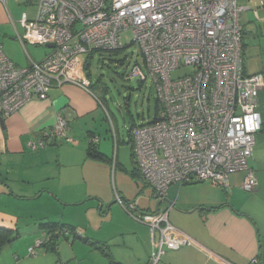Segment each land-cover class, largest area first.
I'll use <instances>...</instances> for the list:
<instances>
[{"label": "built area", "instance_id": "built-area-1", "mask_svg": "<svg viewBox=\"0 0 264 264\" xmlns=\"http://www.w3.org/2000/svg\"><path fill=\"white\" fill-rule=\"evenodd\" d=\"M242 10L238 0H35L33 18L22 16L23 33L15 39L23 49L25 44L53 48H46L41 61L28 57L22 68L0 47V117L34 97L46 99L52 87L70 84L88 91V56L121 50V35L129 31V45L142 62H134L127 79L148 82L157 103L155 119L130 132L133 162L153 198L162 201L171 185L190 182L224 189L228 176L240 171L242 189L254 192L257 180L248 161L262 124L254 112L264 76L242 71ZM183 67L191 72L173 79L171 73ZM66 130L59 118L32 149L66 139ZM116 201L156 236L147 264L193 243L169 223L168 209L147 214L145 221L118 196ZM40 244L37 240L28 255Z\"/></svg>", "mask_w": 264, "mask_h": 264}, {"label": "crops", "instance_id": "crops-1", "mask_svg": "<svg viewBox=\"0 0 264 264\" xmlns=\"http://www.w3.org/2000/svg\"><path fill=\"white\" fill-rule=\"evenodd\" d=\"M34 13L35 0H0L1 51L17 67H26L28 57L38 62L47 55L32 58L26 47L40 46L23 49L15 39L23 33L22 16L31 19ZM253 15L259 19L256 11ZM101 109L92 90L65 84L0 117V228L18 235L0 245V264H147L156 236L132 219L116 196L145 221L147 214L168 209L169 223L192 240L166 251L158 264H264V119L248 161L257 180L254 192L242 189L240 171L228 176L224 189L198 182L171 185L157 201L136 172L131 138L130 162L118 141L113 160L108 157L110 144L96 130ZM59 118L67 122L65 138L71 142L32 149ZM92 138L101 159L88 155ZM43 223L74 228L87 241L61 238L55 251L42 246L29 256L37 240L47 239L39 228Z\"/></svg>", "mask_w": 264, "mask_h": 264}, {"label": "rangeland", "instance_id": "rangeland-1", "mask_svg": "<svg viewBox=\"0 0 264 264\" xmlns=\"http://www.w3.org/2000/svg\"><path fill=\"white\" fill-rule=\"evenodd\" d=\"M238 5L249 8L248 11L240 13L243 42L246 45L242 56V71L244 75L256 72L264 75V0H238ZM254 11L258 13V20L253 15ZM131 37L129 31L121 35L122 49L117 52H93L86 68L92 83L91 90L101 102V119L96 130L103 136L102 142H109L107 146L110 144L111 153L108 157L113 160L118 141V146L125 151L121 150L128 162L130 130L151 123L156 117L154 89L148 82L140 83L135 79H127L134 62H142L140 56H136L135 47L129 45ZM26 48L32 58L37 54L48 53L44 47ZM190 72V67H183L172 72L171 77L180 78ZM254 113L258 114L261 120L264 119V89L258 94ZM112 128L115 130V137Z\"/></svg>", "mask_w": 264, "mask_h": 264}, {"label": "trees", "instance_id": "trees-1", "mask_svg": "<svg viewBox=\"0 0 264 264\" xmlns=\"http://www.w3.org/2000/svg\"><path fill=\"white\" fill-rule=\"evenodd\" d=\"M243 48H244V43H243ZM115 52H117V51H115ZM92 54H90L88 56V58L86 59V68H87L88 61L90 60ZM87 77L89 78V74L88 73H87ZM91 87H92V83L89 86V90H91ZM156 110H157V103H156ZM95 143L96 142H93L91 140V142L89 144V147H88V150H87L88 155L91 158H93V159H101V158H103V156L97 151ZM131 158H132V154H131ZM132 160H133V158H132ZM136 172L140 176L137 168H136ZM140 178H141V176H140ZM39 228L41 230L45 231L47 239H41V244L39 245L38 248H40L42 246H45V247H48L50 250L55 251L56 250V244H57L58 240L61 239V238L67 239L68 237H71V238H74V239L83 240V239H81L80 233L77 230H75L74 228L65 226V225H58V224H52V223H43V224H40ZM17 238H18V235L14 234L12 231L4 229V228H0V245L1 246L4 245V244L12 243ZM83 241H87V240H83ZM90 244L92 246H96L97 249L102 247L100 244H97V243H90ZM98 246H101V247H98ZM35 254H36V249H35Z\"/></svg>", "mask_w": 264, "mask_h": 264}, {"label": "water", "instance_id": "water-1", "mask_svg": "<svg viewBox=\"0 0 264 264\" xmlns=\"http://www.w3.org/2000/svg\"><path fill=\"white\" fill-rule=\"evenodd\" d=\"M46 48H48V49L53 48V45H47ZM1 121H2V119H1Z\"/></svg>", "mask_w": 264, "mask_h": 264}]
</instances>
